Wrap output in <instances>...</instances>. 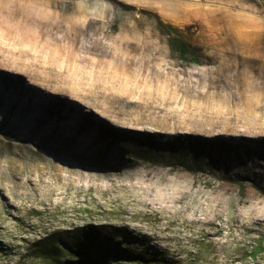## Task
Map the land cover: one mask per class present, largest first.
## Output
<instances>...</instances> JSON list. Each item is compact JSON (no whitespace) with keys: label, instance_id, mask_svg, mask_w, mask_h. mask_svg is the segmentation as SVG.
Listing matches in <instances>:
<instances>
[{"label":"rangeland","instance_id":"obj_1","mask_svg":"<svg viewBox=\"0 0 264 264\" xmlns=\"http://www.w3.org/2000/svg\"><path fill=\"white\" fill-rule=\"evenodd\" d=\"M19 1L56 12L57 37L64 20L79 23L92 58L150 35L181 90L127 103L137 120L128 127L121 95L104 102L69 92L48 68L11 70L25 92L0 83V264H44L26 243L82 224L106 225L113 242L140 254L110 263L264 264V153H240L218 135L242 129L245 110L264 134V0ZM171 34L192 51L180 56ZM0 50L36 54L1 38ZM106 115L118 127L105 126Z\"/></svg>","mask_w":264,"mask_h":264},{"label":"trees","instance_id":"obj_2","mask_svg":"<svg viewBox=\"0 0 264 264\" xmlns=\"http://www.w3.org/2000/svg\"><path fill=\"white\" fill-rule=\"evenodd\" d=\"M64 21L65 25L61 26V36L57 37L59 23L56 12L34 6L27 1L0 0V38L14 41L18 46H28V51L36 52V54H32L25 51L20 52V50H18L19 52L0 50V63H2L0 65V83H15L25 92L20 83L21 79L18 78V81H15L10 78L14 76L13 74L19 77L18 72L13 73L11 70L18 71L17 67L20 63L37 68H48L53 72V78L68 86L71 93L78 90L87 91L89 94L100 97V100L104 102L111 95H121L120 109L124 114H127L124 111V108L128 107L127 103L135 100L142 101L146 98L144 94L149 96V99L158 98L163 101L165 98L163 95L167 90H169V95L181 90L180 78L174 73L172 76L168 75L171 71L163 68L161 63L163 53L159 46L151 40L150 35L147 41L139 43L125 39L120 41L115 49L103 51L92 58L87 55L88 51L82 47V26L70 19ZM225 40L222 38L223 42ZM171 41L180 56L187 55L193 49L176 35L171 34ZM42 59L48 61V64L42 65ZM125 64L129 65L128 72L124 70ZM80 72H82L81 75ZM148 74L151 75V80L148 78ZM165 75L170 83L162 80ZM63 79L64 81H62ZM182 84L185 91L193 92V85L190 82ZM260 85L259 81L258 86ZM47 89L45 88V90ZM246 89H250V86L248 85ZM254 89L256 88L254 87ZM259 90L261 91L260 87ZM4 92V88L0 89L1 94ZM41 96L39 94V97ZM134 96L137 99H134ZM80 99L83 98H74L76 105L74 108H79L77 104L81 103ZM48 103L53 108H57L59 105L51 101ZM66 104L69 105L65 103L63 106L65 107ZM257 105L260 109H264V103L258 101ZM92 106L89 104L90 110L93 109ZM129 111L132 113V109ZM245 112V125L242 129L236 128L231 132H227L229 129L220 130L218 135L223 137L236 151L246 155L254 152L252 157L256 158L258 152L264 153V142L260 143L258 140L264 134L255 131L253 127L254 122L258 126L259 119L254 118V122L250 124L249 112L247 110ZM128 116L123 117L122 119L126 121L120 123L128 124L130 127L131 124H134L131 121L137 120L131 117L130 113ZM55 117L57 118L56 115ZM93 120L95 121V118ZM102 121L105 126L112 124L118 127L116 122L119 121L108 118L107 115L103 117ZM87 124L89 125L88 122ZM147 131L148 134L158 133L155 130ZM203 132L208 133V130ZM236 136L238 139L232 138ZM98 138L96 137L97 141ZM149 138L150 144H157L155 142L157 137L149 135ZM255 140L257 144L254 143ZM101 141L102 139L99 143ZM173 141L177 142V140ZM178 143L181 142L178 141ZM104 144L108 145L107 142ZM158 148L160 149V146ZM107 155L111 158L115 157L111 152H108ZM247 159L249 160V158ZM249 161L251 164L255 163L254 160ZM260 166L264 169V162H261ZM25 251L33 253L44 264H123L117 259L113 263L108 262L107 259L113 255L128 259V261H136L140 258V254L138 255L128 248H121L113 242L112 230L103 224H82L68 229H55L46 232L34 240L28 241Z\"/></svg>","mask_w":264,"mask_h":264}]
</instances>
